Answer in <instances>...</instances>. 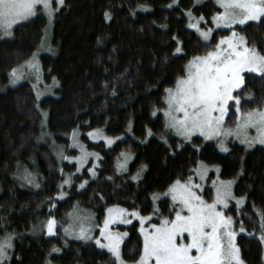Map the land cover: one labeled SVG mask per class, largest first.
I'll return each instance as SVG.
<instances>
[{
	"label": "trees",
	"instance_id": "obj_1",
	"mask_svg": "<svg viewBox=\"0 0 264 264\" xmlns=\"http://www.w3.org/2000/svg\"><path fill=\"white\" fill-rule=\"evenodd\" d=\"M173 1L64 0L52 28H47L44 15L37 14L14 26L9 37L0 32V241L12 238L11 256L4 264H116L113 255L95 242L66 237L74 208L92 211L98 225L112 205L150 215L153 195L167 191L177 179L187 180L199 161L219 167L222 180L235 181L234 196L243 198V204L232 201L224 213L240 232L237 242L244 262L264 264V229L259 223L264 212V148L248 150L235 143L222 153L212 141L199 136L182 141L166 129L161 112L166 90L185 76L193 57L205 55L229 33L215 32L210 42H204L189 29V10L211 23L220 11L213 0ZM46 28L53 52L41 56L40 75L54 91L38 100L29 81L11 87L10 73L37 52ZM237 29L248 47L264 54V19ZM236 94L242 112L263 108L264 75L245 72ZM228 110L226 124L235 126L232 102ZM96 129L123 139L112 147L93 142L87 133ZM74 130L89 150L100 155L95 175L88 168L77 171L76 164L57 157L59 151L64 157L66 152L75 153L69 148ZM48 138L59 144L57 154ZM122 153L133 155L125 172L117 169ZM140 170L142 177L134 181ZM26 171L34 183L23 178ZM69 176L71 184H63ZM62 192L67 196L59 199ZM202 194L206 201L213 200L212 188ZM158 205L155 223L173 217L170 199ZM53 217L57 234L48 236L45 224ZM116 229L127 233L124 259L139 260L143 253L139 223Z\"/></svg>",
	"mask_w": 264,
	"mask_h": 264
},
{
	"label": "snow or ice",
	"instance_id": "obj_2",
	"mask_svg": "<svg viewBox=\"0 0 264 264\" xmlns=\"http://www.w3.org/2000/svg\"><path fill=\"white\" fill-rule=\"evenodd\" d=\"M217 2L224 9L213 17L217 28H231L236 24L244 25L249 21L264 19V0H217ZM56 3L63 5L64 0H56ZM38 9L47 13L49 21L54 18L58 10L53 8V0H0V32L5 37L11 36L14 26L36 16ZM188 15L192 17L191 12ZM193 19H196V23L190 24L189 27L196 28L203 39L208 41L213 30L200 29L203 16ZM180 51L181 48L177 47L176 52ZM22 67L39 72L36 54L33 55L32 61L26 62ZM245 72L264 75V54L248 47L245 39L237 38V33L233 31L231 36L222 37L212 51H208L203 56L193 57L186 66V75L178 78L174 88L166 90L165 115L168 118V127L187 140H191L195 133L206 139L236 135L238 139L243 137L242 143H250L248 130L254 128L257 136L252 139L264 144V110L242 112L240 95L233 94L243 86ZM10 75L13 83L23 79V71L17 68H13ZM230 102L233 103L237 117L235 129L223 127ZM72 135L73 146L80 147L82 154L80 157H64V159H76L83 167L89 156L95 155L99 158L98 154L87 152L84 146L79 144L78 133L75 130ZM89 135L95 138L102 135V132L96 130L95 134L89 133ZM149 135H151L150 131ZM106 139L109 145L114 142L111 138ZM221 148L227 151L223 144ZM79 170L78 168L77 171ZM208 170L202 161L195 170L201 184L194 183L192 177H188L183 182L177 179L167 193L174 202L173 217L163 218L161 223L150 224L149 228L143 225L145 220H151L150 216H141L138 211L129 212L128 209L119 206L108 208V215L103 222L100 238H96V243L101 248L109 250L116 264H127L121 252L122 237L127 233L114 232L110 225L117 222L131 223L128 219L131 216L139 218L140 231L143 233V254L136 264H243L239 249L234 242L236 233L232 230L233 219L218 210V205L227 208L229 199H235L232 193L233 182L213 181L216 195L209 203L202 194V183ZM89 171L95 175L94 169ZM23 178L28 183H34V177L27 171ZM71 182L72 178L69 176L63 184L70 185ZM80 187H84V184L82 183ZM63 195L61 193V198ZM155 198L154 196L153 199ZM242 203L243 198L237 200V205ZM259 223L264 229V212L260 213ZM56 224L54 217L46 222L49 235L55 234ZM240 230L244 231L242 221ZM65 231L67 232L68 229ZM79 238L93 237L88 228L81 226ZM101 238L104 243L101 242ZM261 239L264 240V235ZM11 247L9 235L4 241H0V258L6 257L7 249ZM53 251L58 252L60 249L53 248Z\"/></svg>",
	"mask_w": 264,
	"mask_h": 264
},
{
	"label": "rangeland",
	"instance_id": "obj_3",
	"mask_svg": "<svg viewBox=\"0 0 264 264\" xmlns=\"http://www.w3.org/2000/svg\"><path fill=\"white\" fill-rule=\"evenodd\" d=\"M178 1L179 0H176V2L174 3V1H173V4H176V3H178ZM195 1V4H201V3H203V2H205V1H207V0H194ZM214 1V3L218 6V8L220 9V11L219 12H222V11H224V9L221 7V5L217 2V0H213ZM64 5V4H63ZM63 5H59L58 3H56V0H53V8H55V9H60ZM42 7V6H41ZM189 12H191L192 13V17H190L189 15H188V13ZM56 13V12H55ZM218 13V12H217ZM37 14H42V15H44L46 18H47V20H48V25H47V28H52V23H53V20H54V18L51 20V21H49V18H48V15H47V13L46 12H44V11H42V10H39L38 9V13ZM216 15V14H215ZM214 15V16H215ZM187 16H188V19H189V25L190 24H192V23H196V19H193V18H199L198 16H196L191 10H189V11H187ZM213 16V17H214ZM35 17V16H34ZM204 17V20L203 21H200V29H202V30H207V29H209V28H211L213 31L210 33V39L208 40V41H205L204 39H203V37L200 35V32L199 31H197V29L196 28H192V27H189V29L190 30H192V31H194L204 42H210L211 41V39H212V37H213V35H214V33L215 32H219V31H228L229 33L228 34H225L224 36H221L220 38H219V40H218V42L217 43H219V41H220V39L222 38V37H229V36H231L232 35V32L233 31H235L236 33H237V38H239V37H243L244 38V36L238 31V27H242V26H244V25H246L247 23H249V22H256V21H249V22H247L246 24H244V25H239V24H236V25H233L231 28H228V27H220V28H217L216 27V24H215V22L213 21V18L211 19V23H209L208 22V19L205 17V16H203ZM31 18H33V17H31ZM30 18V19H31ZM47 28H46V31H45V35H44V37H43V42H42V44H41V46L38 48V50H37V52L35 53L36 54V56H37V61H38V64H39V72H37L35 69H30V68H27V67H22V66H25L26 65V62H28V61H32V59H33V56H32V58L31 59H29L28 61H26L19 69L21 70V71H23V79H20V80H18V81H16L14 84H13V80H12V83L10 84L11 85V87H15V86H17L20 82H22V81H29L31 84H32V86H33V88H34V90H35V93H36V95H37V98H38V100H41V99H43L45 96H47V95H51L52 94V92L54 91V86H50V85H48V84H46L45 83V81L43 80V77H42V73H41V75H40V72H42L41 71V60H40V58H41V56L43 55V54H50V53H52L53 51H52V46H51V42H50V35L48 36V30H47ZM2 33V32H1ZM3 35V34H2ZM245 39V38H244ZM213 50V49H212ZM211 50V51H212ZM201 56H203V55H201ZM192 60V59H191ZM190 60V61H191ZM189 61V62H190ZM189 64V63H188ZM187 64V65H188ZM259 74V73H258ZM186 75V74H185ZM244 75V74H243ZM38 77V78H37ZM37 79V80H36ZM38 80H40V81H38ZM34 84H36V85H38L39 84V89H40V93H38L37 91L39 90V89H35V85ZM176 86V85H175ZM174 88V87H173ZM239 90V89H238ZM237 91V90H236ZM235 91V92H236ZM234 92V93H235ZM233 93V94H234ZM166 100H167V97H166ZM166 100H165V103H166ZM166 109H167V103L165 104V107H164V109L163 110H161V112H162V114H163V116H164V120H165V126H166V129L170 132V133H172L174 136H176V137H178L179 139H181L182 141H190V140H187V139H185L183 136H180V135H178V134H176V132H175V130H173V129H171V128H169L168 127V118L166 117V115H165V111H166ZM252 110H264V107L263 108H261V109H252ZM228 113H229V110H228V112H227V114H226V116H225V119H224V124H223V127L225 128V129H229V128H231V129H235V126H227V124H226V121H227V116H228ZM47 117V116H46ZM44 119H45V117H44ZM45 123V122H44ZM96 130H100L101 132H102V135H99V136H95V138L93 137V136H90L89 135V133H96ZM96 130H93V131H90V132H88L87 133V136H88V138H89V140H91V141H93V142H104L105 143V145L107 146V147H112L116 142H118V141H120V140H122L123 139V136H118V137H113V136H110V135H108V134H106V132L103 130V129H96ZM77 133H78V135H77V140H78V142H79V144H82L83 146H84V148H85V150L87 151V152H89V153H96V152H94V151H91V150H89L88 148H87V146H86V144L84 143V141L82 140V136H81V133L78 131V130H75ZM73 134V133H72ZM70 135V137H69V140H70V145H69V148L71 149V150H73L75 153H65V157H73V158H75V157H80L81 156V149H80V147H78V146H76V147H74L73 146V135ZM195 136H199V137H202V138H204L206 141H212V142H214L216 145H217V148L219 149V151H221L222 153H227V152H229L230 151V149H231V146L233 145V144H235V143H237V144H240V145H242V146H245L248 150H252V149H254L255 147H263L264 148V144H262V143H259V141L258 140H253L252 138L253 137H256L257 136V133H256V130L254 129V128H250L249 130H248V136H249V141H250V143H242L241 142V139L243 138H241V139H238L237 137H236V135H231V136H220V137H213L212 139H206L204 136H202V135H200L199 133H195V134H193V136H192V138L193 137H195ZM45 137H48V134H45ZM106 138H111L114 142L111 144V145H109L108 144V142H107V139ZM191 138V139H192ZM48 141H50V143H48V146L56 153V151H55V149L56 148H58V146H59V144L57 143V142H55L54 140H52L51 138H48ZM221 144H223L224 145V147L225 148H227V151H224V150H222V148H221ZM57 154V153H56ZM96 154H98V153H96ZM59 155H60V157H59ZM59 155L57 154V157H58V159L60 160V161H64V162H67V163H71V164H76V166H77V169L79 168L80 170L79 171H81V170H83L84 168H88V170L89 169H94V171H95V174H96V169L98 168V166H99V160H100V155L98 154V157L99 158H97V156H95V155H92V156H89L88 158H87V161L84 163V165H83V167H81L80 166V164H79V162L76 160V159H71V160H69V159H64L63 157H64V154H62V152H60L59 151ZM132 158H133V155H131V154H129V153H122L121 154V156H120V158L118 159V161H117V169H118V171L119 172H125L126 170H127V168H128V165H129V163H130V161L132 160ZM200 162L201 161H199L198 162V164H197V166H196V168L194 169V173L190 176V177H192L193 178V181H194V183H196V184H201V180H200V178H199V176H198V174L196 173V169L200 166ZM203 162V161H202ZM207 167H208V172H207V176H206V178H205V180H204V182L202 183V188H203V193H204V191L206 190V188H212V193H213V199L215 198V195H216V189H215V186L213 185V181H217V182H219V181H224V182H228V181H232L233 183H232V193H233V196H234V185H235V181L234 180H222L220 177H219V171H220V169H219V167H217V166H214V165H209V164H207V163H205V162H203ZM120 165H123V167H120ZM89 173L91 174V175H93V172L92 171H89ZM212 173H214L215 175H214V177L212 178L211 176H212ZM133 177H136V179H133L134 181H138L141 177H142V170H140V171H138ZM183 182V181H182ZM169 190V189H168ZM168 190L167 191H165V192H163V193H157V194H154L153 195V197L155 196L156 198L155 199H153V202H154V212L152 213V214H150V215H142V214H140L141 216H145V217H147V216H150L151 217V220H145L144 221V227L145 228H149V226H150V224H159V223H161V221L159 222V223H155V218H156V216H157V213L159 212V201L160 200H162V199H166V198H168V199H170L171 200V202H172V204L174 205V202L172 201V198H171V195H169V194H167L168 193ZM64 195H63V198H61V194L58 196V198L59 199H64L66 196H67V194L65 193V192H62ZM235 197V196H234ZM205 199V198H204ZM237 200H240V199H237V198H235V199H229V201H228V207L231 205V203H232V201H234V202H236L237 203ZM212 202V201H211ZM211 202H209V203H211ZM243 204V203H242ZM241 205V204H240ZM116 206H119L120 208H125V207H123V206H121V205H112V206H110V207H108V208H113V207H116ZM227 207V208H228ZM107 208V209H108ZM227 208H224V206L223 205H218V210L219 211H225ZM126 209V208H125ZM129 212H132V211H137V210H128ZM139 212V211H138ZM140 213V212H139ZM225 214V213H224ZM107 215H108V213H107V210H106V215H105V218L107 217ZM226 216V215H225ZM227 217V216H226ZM105 218H104V220H105ZM51 219V218H50ZM128 219H130L131 220V223H128V224H125V223H122V222H117V223H115V224H112V225H110V227H111V229L114 231V232H118V233H125V232H122V231H118L117 229H116V227L117 226H119V225H124V226H127V225H130V224H132V223H134V222H138L139 223V231H140V228H141V223H140V220H139V218L138 217H136V218H133V217H131V216H129L128 217ZM104 220H103V222H104ZM103 222H102V224H100V225H98L97 224V220H96V217H95V214L92 212V211H90V210H88V209H86V208H84V207H81V206H76L75 208H74V210L70 213V215H69V222H68V224H67V226H66V228L65 229H68V231L66 232L65 231V235H66V237H68L69 239H72V240H77V241H93V242H95V244L97 245V247L99 248V249H103V250H107L108 252H109V250L107 249V248H101L97 243H96V238H100V236H99V234H100V231H101V229H102V227H103ZM234 222V221H233ZM81 226H84V227H86V228H88L89 230H90V234L92 235V239H81V238H79V228L81 227ZM56 227H57V224H56ZM232 230L233 231H235V233H236V236H235V240H234V242H235V245L238 247V249H239V246H238V242H237V239H238V235L240 234V232H238L236 229H235V225H234V223H233V226H232ZM45 231H46V234L48 235V236H54V235H56L57 234V230H56V228H55V234L54 235H49L48 234V232H47V228H46V224H45ZM140 234H141V236H142V238H143V233H141V231H140ZM127 236V235H126ZM126 236H123L122 237V243H123V241H124V239H125V237ZM6 237H8V236H6ZM5 237V238H6ZM5 238H3V240L2 241H4L5 240ZM101 242L102 243H104L105 241H103V239L101 238ZM186 242H187V239H186ZM11 243H12V238H11ZM122 243H121V252H122ZM11 251H12V247L11 248H9V249H7V256L6 257H3V258H0V264H4L6 261H8L9 259H10V256H11ZM143 254V253H142ZM195 254V253H194ZM239 255H240V258H241V260L243 261V264H246L245 262H244V260L242 259V257H241V253H240V249H239ZM123 256V255H122ZM124 258V257H123ZM125 260V259H124ZM126 262H127V264H136V262L138 261H132V262H130V261H127V260H125Z\"/></svg>",
	"mask_w": 264,
	"mask_h": 264
}]
</instances>
